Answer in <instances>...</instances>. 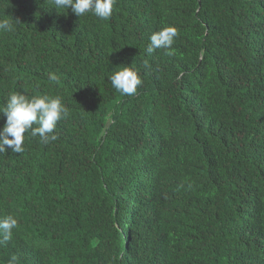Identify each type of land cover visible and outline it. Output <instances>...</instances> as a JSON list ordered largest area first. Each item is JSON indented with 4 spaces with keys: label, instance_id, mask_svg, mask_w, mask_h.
Returning a JSON list of instances; mask_svg holds the SVG:
<instances>
[{
    "label": "trees",
    "instance_id": "1",
    "mask_svg": "<svg viewBox=\"0 0 264 264\" xmlns=\"http://www.w3.org/2000/svg\"><path fill=\"white\" fill-rule=\"evenodd\" d=\"M5 19L0 110L21 93L69 115L0 153V264H264V0H115L108 20L0 0ZM169 26L175 55H148Z\"/></svg>",
    "mask_w": 264,
    "mask_h": 264
},
{
    "label": "clouds",
    "instance_id": "2",
    "mask_svg": "<svg viewBox=\"0 0 264 264\" xmlns=\"http://www.w3.org/2000/svg\"><path fill=\"white\" fill-rule=\"evenodd\" d=\"M115 0H52L55 9H71L77 17H82L91 12L100 20H108L113 11ZM19 22V20H17ZM0 30L12 31L13 27L9 20L0 22ZM178 36L175 27H165L150 36V43L146 53L151 55L155 50H163V55L172 57L174 39ZM145 68H150L148 61L143 62ZM51 82L59 83V78L49 74ZM113 88L125 96H134L137 88L142 84L139 75L129 67L115 72L110 77ZM0 113L6 117V124L0 131V153L6 148L15 154L24 152L25 134L30 133L32 138L39 137L40 143L47 145L56 141L54 130L57 123L66 119L69 115L68 109L63 106L59 97L51 98L47 95L33 96L28 98L21 93L10 94L5 107ZM17 227V220L12 216H6L0 220V244H4L12 238V231ZM17 257L13 255L9 264H16Z\"/></svg>",
    "mask_w": 264,
    "mask_h": 264
}]
</instances>
